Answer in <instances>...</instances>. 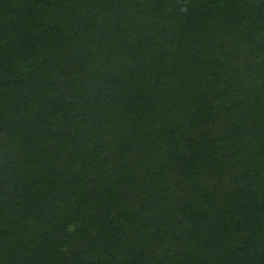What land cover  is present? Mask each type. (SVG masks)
Masks as SVG:
<instances>
[{
    "label": "trees",
    "instance_id": "1",
    "mask_svg": "<svg viewBox=\"0 0 264 264\" xmlns=\"http://www.w3.org/2000/svg\"><path fill=\"white\" fill-rule=\"evenodd\" d=\"M0 264H264V0H0Z\"/></svg>",
    "mask_w": 264,
    "mask_h": 264
}]
</instances>
